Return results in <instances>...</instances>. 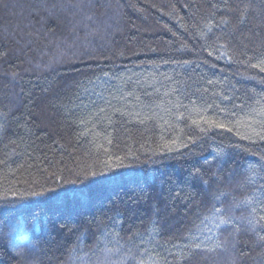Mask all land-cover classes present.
<instances>
[{"label": "trees", "instance_id": "obj_1", "mask_svg": "<svg viewBox=\"0 0 264 264\" xmlns=\"http://www.w3.org/2000/svg\"><path fill=\"white\" fill-rule=\"evenodd\" d=\"M262 53L264 0H0V264H264V196L211 211L264 184Z\"/></svg>", "mask_w": 264, "mask_h": 264}, {"label": "snow or ice", "instance_id": "obj_2", "mask_svg": "<svg viewBox=\"0 0 264 264\" xmlns=\"http://www.w3.org/2000/svg\"><path fill=\"white\" fill-rule=\"evenodd\" d=\"M250 13L249 8H244L241 12V18L239 19L238 23H243L244 18ZM222 27L220 28L221 35L217 36L216 38V44L212 50L208 51L209 56H214V52L218 53L215 55V59H220L222 56L226 55V49L232 46V36L235 32V28L230 26L229 20H222L220 22ZM231 27V31L228 29ZM209 31H211V28H209ZM259 35V33H257ZM245 47H247L245 45ZM240 55H245L244 52H241ZM232 57L229 56V61L231 62ZM247 60L250 64V66L254 69H259L260 72L264 73V53H262L260 56H248ZM255 60L256 62H252ZM185 64H188V61H184ZM248 79H254V77H247ZM207 85L211 86L214 85L215 82L211 79L206 81ZM211 89L209 87H205L203 89L204 93H208ZM214 96L218 95L216 92L213 91L212 93ZM224 100H228L229 97L227 94H224L223 96ZM197 101L193 100L192 104L196 105ZM178 107H184L183 105H179ZM209 109L212 108V105H207ZM216 107L219 108V105H216ZM221 112L225 113V116H227V113L225 109L221 108ZM199 115V119H192L193 125H199L201 122L207 123L211 126H215L218 128H226V125L224 123H217L215 120H208L203 115ZM259 116L264 117V110H261L258 113ZM178 118L182 119L183 113H180ZM151 119V117H149ZM228 131H231V128H227ZM200 131H204L203 128L200 129ZM258 136H261V139H264V135L261 133H257ZM195 143V141H192ZM111 143V141H109ZM264 153H262L257 163L259 164V167H253L249 166V168L246 170L248 173L245 177V179L240 183L239 187L241 190H247L249 186L257 184V177H260L261 180H264ZM93 176L95 173L92 174ZM75 183V181H73ZM257 193H259L260 196H264V184H261L258 188L256 193H252L248 198L242 199L237 201L235 194L233 192H227L223 190H217L215 193L212 194V198L215 201V203L212 206V213L214 216H216L219 219V224L222 226L223 231L226 233L232 234L233 238H235L236 234L241 231V229H244L246 231H253L256 232V227L254 224V217L241 215L237 217L236 211L238 209L245 208L249 205H252L254 203V200L258 199ZM37 195H43V193H37ZM255 209H253L254 211ZM261 219H264V216H261ZM122 223V221H121ZM155 223V222H154ZM264 228V226H261ZM259 239L261 242H264V234L259 235ZM175 247H179V245H174ZM185 247H188V245H185ZM219 247V245L217 246ZM195 248L197 250L200 249V245L196 244ZM214 250V249H213ZM202 251H207L206 249H203ZM17 255H22V253H16ZM191 259V257H189Z\"/></svg>", "mask_w": 264, "mask_h": 264}]
</instances>
